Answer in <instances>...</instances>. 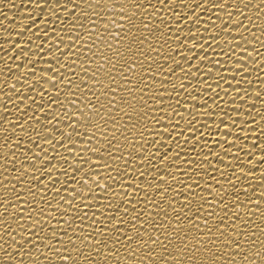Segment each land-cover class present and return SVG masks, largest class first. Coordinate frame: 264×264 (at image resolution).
<instances>
[{"label": "snow or ice", "instance_id": "1", "mask_svg": "<svg viewBox=\"0 0 264 264\" xmlns=\"http://www.w3.org/2000/svg\"><path fill=\"white\" fill-rule=\"evenodd\" d=\"M29 2L0 13V264H264V0Z\"/></svg>", "mask_w": 264, "mask_h": 264}, {"label": "bare ground", "instance_id": "2", "mask_svg": "<svg viewBox=\"0 0 264 264\" xmlns=\"http://www.w3.org/2000/svg\"><path fill=\"white\" fill-rule=\"evenodd\" d=\"M14 3L18 6L17 8H10V7L6 8L3 6H0V13L7 12L9 19H12L14 15L17 17L19 15H27L28 13L26 10L34 7V5L29 2V0H14ZM9 23H15V20L8 22V20H4L3 16L0 15V57L4 56V50L9 47L8 45L4 44V37L7 35L5 28L11 27ZM16 23L18 24L28 23V21L26 20L21 21L19 19H16ZM257 23H259V21H257ZM33 31H35V29H33ZM25 35L27 36L28 34L26 33ZM13 39H16V38L13 37ZM257 47L259 46L257 45ZM261 51L264 52V49H261ZM12 54L13 53L10 51L9 55H12ZM257 60L260 61V58L257 57ZM13 62H14V58L12 61H9V63H13ZM260 62L264 63V61H260ZM256 67H259V63L256 65ZM0 68H3V63H0ZM6 74H7L6 71L4 73H0V80H3ZM257 77H264V71H256L252 73L253 80H255ZM225 87H227V85H225ZM258 108H259V105H258ZM257 120H259V117H257Z\"/></svg>", "mask_w": 264, "mask_h": 264}]
</instances>
